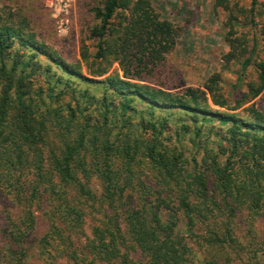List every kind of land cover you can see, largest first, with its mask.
I'll return each instance as SVG.
<instances>
[{
	"label": "trees",
	"instance_id": "16d2710c",
	"mask_svg": "<svg viewBox=\"0 0 264 264\" xmlns=\"http://www.w3.org/2000/svg\"><path fill=\"white\" fill-rule=\"evenodd\" d=\"M9 9L0 14V186L27 207L15 235H29L43 207L48 264L58 255L74 264H234L245 248L234 217L246 212L252 239L264 218V110L252 108L249 121L208 108L209 98L227 106L217 74L182 92L154 81L177 30L151 0L94 4L93 50L81 42L73 63L49 50L23 7ZM249 88L248 101L264 91V68ZM90 211L99 219L86 235ZM131 249L143 259L129 258ZM249 252L250 264H262L264 240Z\"/></svg>",
	"mask_w": 264,
	"mask_h": 264
},
{
	"label": "rangeland",
	"instance_id": "374dc122",
	"mask_svg": "<svg viewBox=\"0 0 264 264\" xmlns=\"http://www.w3.org/2000/svg\"><path fill=\"white\" fill-rule=\"evenodd\" d=\"M98 3L99 0H0V14L9 13L10 7H23L49 50L73 63L79 59L81 42L93 50L94 41L87 37L94 24L91 7ZM151 3L160 17L170 21L177 30L174 49L167 55L154 81L173 87L166 91L182 92L185 87H197L217 74L216 93L226 99L227 106L214 105L209 98L208 108L236 113L249 121L253 120L252 108L264 110V91L248 101L251 96L249 86L259 85V72L264 68V0H257L254 6L251 0H151ZM246 58H250V64L239 77L241 63ZM81 68L85 72L83 64ZM110 71L121 73L117 62ZM213 123L220 126L216 121ZM188 149L193 150L190 144ZM91 185L93 193L98 194L97 180L93 179ZM26 209L0 186V264H48L39 249L40 237L49 228V220L43 213L45 208H34L35 224L29 235L16 236L14 233L15 225L20 224ZM245 217V211L234 217L238 230L235 235L245 245L244 250L232 254L234 264H250L246 257L250 256L252 240H264V218L259 217L254 222L252 239L251 234H247ZM98 219L96 211L89 212L86 235ZM85 239V236H73L72 241L80 247ZM187 240L194 244L192 238L187 237ZM127 255L132 259H143L138 250L131 249ZM49 261V264H74L72 259L61 255ZM112 262L117 264L119 259L114 258ZM221 262L219 259L218 263ZM98 264L111 263L101 261Z\"/></svg>",
	"mask_w": 264,
	"mask_h": 264
}]
</instances>
